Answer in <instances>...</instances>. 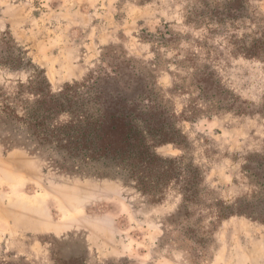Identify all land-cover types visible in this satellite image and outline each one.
I'll list each match as a JSON object with an SVG mask.
<instances>
[{
  "label": "rangeland",
  "instance_id": "obj_1",
  "mask_svg": "<svg viewBox=\"0 0 264 264\" xmlns=\"http://www.w3.org/2000/svg\"><path fill=\"white\" fill-rule=\"evenodd\" d=\"M3 33L55 91L120 92L185 172L153 202L0 124V264H264V222L230 213L264 215V0H0ZM27 75L0 66V90Z\"/></svg>",
  "mask_w": 264,
  "mask_h": 264
},
{
  "label": "trees",
  "instance_id": "obj_2",
  "mask_svg": "<svg viewBox=\"0 0 264 264\" xmlns=\"http://www.w3.org/2000/svg\"><path fill=\"white\" fill-rule=\"evenodd\" d=\"M11 40L7 33L0 37V47H6L0 50V66L28 75L0 90V124L11 126L4 137L7 150H28L67 175L122 180L153 202L184 179L178 160L157 153L172 138L162 128L134 124L120 92L95 93L90 80L55 91L45 71ZM230 213L264 222V215L249 208H231Z\"/></svg>",
  "mask_w": 264,
  "mask_h": 264
}]
</instances>
